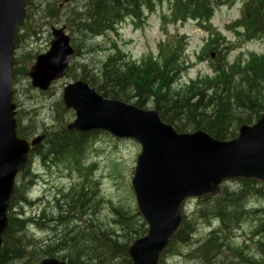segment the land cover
<instances>
[{
    "label": "trees",
    "instance_id": "16d2710c",
    "mask_svg": "<svg viewBox=\"0 0 264 264\" xmlns=\"http://www.w3.org/2000/svg\"><path fill=\"white\" fill-rule=\"evenodd\" d=\"M161 1L163 0H148L146 3L155 6L157 2ZM247 1L245 24L251 35H253V33L264 29V0ZM91 2L94 6L93 11L96 13L95 20L92 22L95 25V29L92 28L95 33H104L115 29L114 24L125 17L119 10L122 8L128 10L135 7V0H123V4H121V0H91ZM216 2H219V0ZM117 7H119V10ZM211 7L209 0H174L172 20L175 22L180 19L184 22L188 17L205 19L211 15ZM132 12L139 18L140 6L137 10L134 8ZM24 26L29 27L27 24ZM97 27L99 28L96 29ZM21 38L22 36L19 35L17 43ZM114 50L115 53L110 54L104 61L99 77L96 76L94 68L89 67L91 65L84 67L82 71L84 78L90 80L98 91L106 97L125 101L135 99L136 104L139 106H144L146 100L153 97L157 107L166 117L171 116L178 119L180 124L191 119L196 125L208 126L218 137L227 136L233 131V127L241 123L252 122L264 109V61L253 62L249 77L245 76L244 80L238 83L234 81L236 72H232V77H227V74L221 75L217 79L207 76L204 79L191 81L189 85L175 90L171 85L183 68V63L180 64L179 60L185 50L184 37L169 39L165 44H161L159 56L154 58L150 56L140 65L131 60L126 61V56L116 45H114ZM239 76L243 77L242 74ZM221 77L224 78L222 82L220 81ZM34 129V127H24L20 124L19 134L29 136L34 132ZM77 139V136L57 134L47 140L45 149L47 148V151H52V153L71 152V150L76 152L79 150V146L83 145V141H86L84 139L77 142ZM45 149H41L40 146L37 148L38 152L42 154ZM244 183L253 184V182ZM25 186L27 184L16 187L15 201L24 199ZM224 191L221 196L205 198L206 200L211 199V203L210 208L205 210V206L203 210L204 213H207L205 214L207 217L212 215L213 219L216 217L215 215H219L226 228L230 230L229 234H231L233 232L231 227L237 226L243 216V204L250 189L245 186L236 188L232 192H228V189ZM91 194L76 188V190H72L66 195L64 197L66 208L65 210L60 209L61 213L58 211L60 222H65V216L68 218L71 213L81 214L85 211L87 201L92 200L88 196ZM262 195H264V192ZM114 210L118 217L122 215L119 209L114 208ZM64 211L67 215L64 214ZM258 211L256 215L258 218L262 216V223L258 221L259 228L256 233H261V229L264 230V209ZM67 221L66 223H68ZM115 221L121 226L122 230L132 229V231L125 230L124 237L127 239L132 238V233L139 234L142 231L141 228L135 230L129 222H123L120 219ZM25 222L24 219L18 217L11 219L6 235V245L3 249L2 259L5 260V263L10 262L13 258H21L23 251L25 253L26 249L29 248H33L36 255L35 260L37 261L38 255L39 258L41 255H52L57 247L65 245L63 250L72 263L132 264L128 254V243L120 240L119 236L115 234V230L97 224L93 220H88L84 225L68 229L67 233L61 238L55 236L53 239L57 241V244L47 247L40 245L39 252L36 251L37 246L31 239L22 240V237H17L18 231H23ZM185 224L177 236L178 239L184 241L188 237V232H186L188 225L185 226ZM262 233L264 235V231ZM250 258L254 257H246L247 264H264V248L259 249L258 261L255 258L252 261L248 260Z\"/></svg>",
    "mask_w": 264,
    "mask_h": 264
},
{
    "label": "water",
    "instance_id": "95a60500",
    "mask_svg": "<svg viewBox=\"0 0 264 264\" xmlns=\"http://www.w3.org/2000/svg\"><path fill=\"white\" fill-rule=\"evenodd\" d=\"M27 2L0 0V244L7 226L6 210L15 176L26 162L30 143L17 138L11 90L15 28L25 16ZM54 34L52 50L39 56L30 73L34 84L41 87L66 74L74 53L69 38L62 31H54ZM65 101L78 114L70 127H104L118 135H133L128 126L133 124L131 128L145 149L150 145L155 150L165 151L143 154L138 161L133 183L149 231L129 249L133 264H158L160 254L179 228L180 208L187 197L217 194L220 184L229 178L264 180V115L253 127L243 126L236 141L220 142L198 132L187 135L191 140L174 149L171 143L186 137L164 139L161 133L149 135L150 128L160 126L157 120L152 123L153 112L144 117V112L132 106L103 99L82 82L65 89ZM41 264L68 263L47 259Z\"/></svg>",
    "mask_w": 264,
    "mask_h": 264
},
{
    "label": "rangeland",
    "instance_id": "374dc122",
    "mask_svg": "<svg viewBox=\"0 0 264 264\" xmlns=\"http://www.w3.org/2000/svg\"><path fill=\"white\" fill-rule=\"evenodd\" d=\"M56 3L58 4L57 0L32 1L29 13L31 18L29 17L27 22L37 30V33L36 37H32L29 36L31 33H26L28 32L27 29L26 32L23 31V38L21 39V43L16 51L18 57H24L27 54H33L35 56L41 52H45L50 45L49 33L51 25H63L67 23L65 12H61L59 15L56 14V16H52L50 13H47V10ZM83 4L84 0H78L75 2L74 7L76 5L77 7H82ZM167 8L168 6L165 3L153 14L146 12L145 21L139 27L133 23V20L129 19L119 26L117 33L111 32L108 37L102 36L99 39H93L90 35H88V33H74L76 38H78V42L84 44H80L81 53L74 60V64H78L76 68L78 73H82V67H80V65L83 66L85 63L91 65L89 66L90 68L95 69V65H98L108 54V51L106 50L112 49L113 41H115L116 44L124 50L127 56H130L133 59H138L149 51L154 50L157 53V45L159 41L167 38L161 22V15L163 12L167 11ZM239 14L240 11L236 7H223L215 13L212 23L215 27L222 31L227 40L236 42L234 34L227 29V26L233 22ZM167 29L170 34H175L176 31L179 30L178 32L181 36L184 34L188 36V55L193 60L196 55L195 50L198 51L200 49L203 44L202 38L203 36L205 37L207 33L196 26L194 22H188L184 26L169 25ZM19 33L22 35L21 30ZM69 33H71L70 30ZM225 46H227V44L224 43L223 47ZM242 47L243 49H238L232 54L231 59L238 56L241 51H254L257 53L264 52V41L248 43ZM28 60L29 59L25 61L22 60L21 64L23 65ZM208 67L209 65L205 63L199 66H194L192 69H189L186 74H184V79L196 77L200 68L206 71L208 70ZM73 78L74 76L61 79L54 84V87L50 92L43 93L31 87L30 80L26 75L19 74L15 87L20 102L19 105L23 110V118L35 124L38 131H43L44 126H49L53 130H56L63 126L66 122H69L72 118V113L63 107L61 99L64 85L73 81ZM139 150L140 147L138 143L133 140H116L111 137H106L102 135V133H97L95 143L86 155L87 160L85 165L88 164V160H92L94 156L97 157L99 154H102L99 163H97L93 170L94 175L100 180L99 192L96 197L94 195L91 196L92 200L87 202L89 207L92 209H87L88 215L86 216H90V219L97 224L100 223L104 226L116 228L117 233L120 234L124 231H122L121 227L114 221L116 215L112 205L124 208V211L132 215L138 213L135 195L131 184L129 183V179L130 175H133L131 174L132 167ZM93 151H95L94 154ZM67 164L68 163L65 161L58 160L52 161L48 166H45L42 160H36L34 162V167L38 171V179L41 182H38L37 186L33 189V196L34 199L42 196L47 200H50L49 208L47 206H43L35 209L26 208L24 210L25 212H28V216L34 215L37 218L42 216L43 213L41 211L43 209L46 211L47 215H45V219L39 221H42V225H39V228L37 227L41 230L37 233V238L42 240L46 246H55L57 244V241H54L55 239H53L55 236L61 238L67 233L68 229H73V226L78 227L80 225H84L83 222H85L82 215L77 217L71 213L68 218L65 216L66 220L63 223L56 221V223H52L50 226L45 223L52 215L58 214L59 209L56 197L59 195L60 190L69 187L71 183L79 178V175L76 172H72L71 176L69 175L70 172L67 170ZM242 184L243 183H233L232 186L241 188ZM255 192L256 190L253 188V193ZM263 202L264 201H262V203ZM188 205V215L191 216V212L197 208V200L190 201ZM20 211H22V209H17V212ZM56 217L58 216L56 215ZM137 218V224H141V217L137 216ZM66 221L68 223H66ZM187 221L192 222L193 227L198 226L199 228L200 236L197 234L196 239L192 241L194 248L196 247L198 240L205 238L209 234V229L206 226L207 221L202 217H200L197 221H192L190 219ZM36 225L37 224H35V226ZM253 227L254 221L252 222L251 219H248L247 222L242 225L241 229L233 234V237L236 238L233 241L236 242L237 245L242 246L244 241H246L245 239L249 238L248 232L252 231ZM141 230H143V227H141ZM30 238L31 237L29 236V239ZM119 238L120 240H123V242L128 241L127 238H122L121 236ZM63 247L65 248V245H60V247L55 249L58 255L66 253L63 250ZM173 248L176 249V254L173 250H171L168 254L166 253V257L163 258L165 262L164 264H203L202 262L197 263L194 260H191L192 258L189 253L192 249L191 246L187 245L185 242H175ZM232 253L233 251H229L227 253L223 252L222 254L224 256L225 254ZM24 261L25 260L22 258H13L6 264H25ZM223 262H225L223 264H231L226 260ZM220 263L222 262H217V264Z\"/></svg>",
    "mask_w": 264,
    "mask_h": 264
},
{
    "label": "bare ground",
    "instance_id": "6f19581e",
    "mask_svg": "<svg viewBox=\"0 0 264 264\" xmlns=\"http://www.w3.org/2000/svg\"><path fill=\"white\" fill-rule=\"evenodd\" d=\"M60 211H61V210H59V212H60ZM59 212H58V214H57L58 219H59V216H60V213H61V212H60V213H59ZM51 214H52V213H51ZM64 214H66V211H64ZM54 215H55V214H54ZM55 216H56V215H55ZM39 221H40V220H39ZM41 222H42V221H41ZM41 222H40V223H41ZM40 226H41V225H40ZM21 263H22V262H21Z\"/></svg>",
    "mask_w": 264,
    "mask_h": 264
}]
</instances>
